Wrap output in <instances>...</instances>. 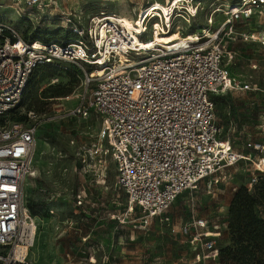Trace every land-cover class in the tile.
I'll list each match as a JSON object with an SVG mask.
<instances>
[{
	"label": "built area",
	"instance_id": "obj_1",
	"mask_svg": "<svg viewBox=\"0 0 264 264\" xmlns=\"http://www.w3.org/2000/svg\"><path fill=\"white\" fill-rule=\"evenodd\" d=\"M18 1L30 20L32 8L41 13L57 5L56 0ZM151 3L138 9L133 19L127 17L131 27L115 13H99L83 23L80 12L62 10L59 21L48 26L66 29L68 39H27L11 23L0 21V264L25 259L16 255L15 242L21 240V226L29 215L24 185L36 172L35 120L43 116L39 111H29L23 119L9 115L39 64L86 78L80 102L71 112L86 115L93 109L99 115L98 135L107 146L91 148L88 154L110 155L115 187L124 192L129 209L136 206L148 217L161 215L180 192L196 188L202 179L228 180L229 167L238 161L254 171L245 184L248 190L264 174V141L248 140V152L236 150L221 137L214 111V95L232 85L223 63L234 53L229 43L237 37L264 43V36L237 30L257 20L264 0H163L166 11H152ZM201 14L205 26L199 32L177 28L174 33L183 41L171 47L135 45L134 37L147 40L156 32L172 33L175 18L189 23ZM132 53L137 59L129 60ZM189 225L204 229L206 221L192 218ZM192 240L202 251L198 260L217 256L209 231L196 230Z\"/></svg>",
	"mask_w": 264,
	"mask_h": 264
},
{
	"label": "rangeland",
	"instance_id": "obj_2",
	"mask_svg": "<svg viewBox=\"0 0 264 264\" xmlns=\"http://www.w3.org/2000/svg\"><path fill=\"white\" fill-rule=\"evenodd\" d=\"M56 2V6L45 7L41 13L32 8L30 20L25 17L27 12L19 9L24 3L0 0V21L11 23L27 39L56 31L62 39L66 29L48 26L49 22L59 21L62 10L80 12L83 23L99 13L119 14L130 22L128 18L133 19L138 9L151 2L162 6L163 0ZM202 26L204 14L191 18L189 23L177 17L171 30L199 32ZM237 30L263 37L264 12L255 22L251 19L238 25ZM229 45L234 53L223 63L232 85L214 95V111L221 137L245 153L250 150L248 140L264 141V43L237 37ZM137 56L132 53L129 60ZM53 67L51 75L44 65L33 69L19 103L9 115L15 119L29 111H39L43 116L35 120L36 172L25 179L23 194L35 235L21 264H220L218 257L198 260L202 251L192 236L196 230H207L216 246L228 242L229 203L235 190L247 184L253 169L245 161H238L229 167L228 180L202 179L196 188L180 192L158 216L148 217L136 206L129 209L124 192L115 187L110 155L88 154L91 148L107 146L98 135L99 115L93 109L86 115L68 112L80 102L77 98L85 86L84 76L77 72L73 79L64 68ZM72 86L67 95L47 96ZM90 90L91 86L84 93L85 100ZM258 214L264 217L261 207ZM192 218L204 219L206 227L195 230L189 225Z\"/></svg>",
	"mask_w": 264,
	"mask_h": 264
},
{
	"label": "trees",
	"instance_id": "obj_3",
	"mask_svg": "<svg viewBox=\"0 0 264 264\" xmlns=\"http://www.w3.org/2000/svg\"><path fill=\"white\" fill-rule=\"evenodd\" d=\"M58 32L43 33L42 36L37 38L60 39L57 37ZM69 34L71 33L67 31L65 35L61 36L62 39H68ZM39 65L46 66L49 75L52 74L53 66H55L49 63ZM65 70L74 79V73ZM72 89L73 86L57 93L52 91L51 95L47 96L69 94ZM36 106L39 108V105ZM24 117L25 114L15 119H23ZM259 207L262 208L264 213V174L258 178L250 190L243 185L236 189L233 194L227 210L226 233L228 242L221 247L217 246L218 254L216 257L220 260V264H264V217L258 214Z\"/></svg>",
	"mask_w": 264,
	"mask_h": 264
},
{
	"label": "bare ground",
	"instance_id": "obj_4",
	"mask_svg": "<svg viewBox=\"0 0 264 264\" xmlns=\"http://www.w3.org/2000/svg\"><path fill=\"white\" fill-rule=\"evenodd\" d=\"M152 11H156V9H164L165 7L162 4V6L159 3H155L152 4ZM166 11V10H165ZM143 16V13H141V17ZM129 27H131V23L123 20ZM141 31V30H138ZM183 41V39H178L177 35L172 32V33H158L156 32V34L154 35V37H151L147 40H141L137 37H134V41H135V45L138 46V49H150L152 46L154 45H163V46H167V47H171L173 42L176 41ZM86 82V78H83V84L85 85ZM73 109V108H72ZM70 109L68 112H71ZM29 220V221H28ZM20 242L17 243L16 245V255L23 257L27 251L26 248L28 247L27 245H31L32 241H33V237L35 235V225L32 221V219L30 218L29 215H27L22 223L21 226V234H20Z\"/></svg>",
	"mask_w": 264,
	"mask_h": 264
}]
</instances>
